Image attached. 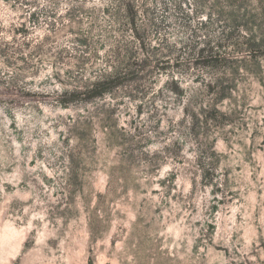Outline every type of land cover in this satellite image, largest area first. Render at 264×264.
<instances>
[{"label":"rangeland","instance_id":"1","mask_svg":"<svg viewBox=\"0 0 264 264\" xmlns=\"http://www.w3.org/2000/svg\"><path fill=\"white\" fill-rule=\"evenodd\" d=\"M0 264H264V0H0Z\"/></svg>","mask_w":264,"mask_h":264},{"label":"trees","instance_id":"2","mask_svg":"<svg viewBox=\"0 0 264 264\" xmlns=\"http://www.w3.org/2000/svg\"><path fill=\"white\" fill-rule=\"evenodd\" d=\"M106 82L105 81H97L96 83H94V85L91 88H88L84 91H77L75 92V96H81V95H85V100H89L98 96H104L106 91L109 90V88L105 87ZM72 99H75V97L73 98H66V100H62L64 104H67L69 101H71Z\"/></svg>","mask_w":264,"mask_h":264}]
</instances>
